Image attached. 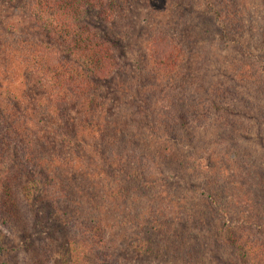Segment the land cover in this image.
Wrapping results in <instances>:
<instances>
[{
	"label": "trees",
	"instance_id": "trees-1",
	"mask_svg": "<svg viewBox=\"0 0 264 264\" xmlns=\"http://www.w3.org/2000/svg\"><path fill=\"white\" fill-rule=\"evenodd\" d=\"M14 1L0 0V226L24 246L0 232L9 262L105 264L100 256L116 236L137 247L138 258L161 264H264V158L254 148L260 137L249 139L253 148L238 143L229 163V153L216 157L213 144L200 157L199 145L186 150L180 143L203 99L195 97L203 88L190 89L187 64L201 73V60H186L171 37L154 32L136 49L149 56L151 73L134 80L124 69L131 66L125 47L131 50V36L147 26L136 14L116 16L120 0H22L11 16ZM170 1L207 35L210 16L223 29L221 39L240 28L233 30L227 15L238 0H217L216 8L206 0L202 12L196 0ZM184 78L183 93H170V83ZM247 86V101L214 120L216 137L234 135L231 114L264 112L256 105L260 90L255 95ZM149 87L164 90L152 104L143 94ZM147 128L158 140L168 133L174 146L152 149L139 139ZM219 156L227 163L219 166ZM53 251L63 252L61 262Z\"/></svg>",
	"mask_w": 264,
	"mask_h": 264
},
{
	"label": "rangeland",
	"instance_id": "rangeland-1",
	"mask_svg": "<svg viewBox=\"0 0 264 264\" xmlns=\"http://www.w3.org/2000/svg\"><path fill=\"white\" fill-rule=\"evenodd\" d=\"M10 1L12 2L13 0ZM151 1L152 2H148L147 0H120L121 4L119 8H116V16L122 15L123 18H125L131 14H136L140 18L141 24L147 26L143 32L136 29V33L134 32L131 36V50L128 51V47H125V52L128 54L130 59L129 62L131 63L130 67L129 65L124 67L125 71H127L134 80L139 79V77H142L145 74L148 75L151 73V63L150 66L148 65L149 56L144 53L140 54V51H138L139 47H142L145 44L146 38H150L152 33L158 31L165 33V35H168L174 40L178 49L182 48L184 50L185 53L183 55L186 60L195 59L196 62L201 60V63L198 65H200V67L204 66L205 68L199 73L197 66L193 63L187 64V74H185L188 76L187 82L191 85L190 89L199 91L200 88H203L199 91L201 93H198L195 96L199 100H201L200 98L203 99L196 102V104H200L201 107H196L195 110L193 109L194 113L190 114L187 121L185 130L190 133L189 136L186 135V137H184V141L180 142L183 147L186 150H190L199 145L200 147L198 149L203 150L200 157H206L208 155L209 145L213 144L216 157L219 153L224 151L229 153V163V156L231 155L232 158H234V151L238 143H243L249 146V148H253L249 139L253 137L258 139V137H260V140L258 139L257 141H254V148L260 150V153L264 158V112H259L258 107H250L248 109L250 110L249 113H247V109L240 107L242 112L246 111L244 112L245 114H242L243 116H240V118L236 117L235 114H231L235 119L231 121L233 126L231 124L229 125V128L234 135L229 134L225 136L222 135V137H216L213 132V129L217 130L220 126V124L214 120L225 118L226 115H230L228 109L233 107L237 110L235 105L241 106L243 102L247 101L245 100L248 98V92L246 90H249L247 83L255 88V95L260 90L261 95L259 96V93L256 95L258 96L257 99L260 103L256 101V105H260L264 109V0H238L237 6L233 4L232 9L227 14L231 16L229 23L232 27H236L233 30L240 28L232 35H230L232 32L231 30L229 32L230 37L228 36L223 39H221L223 29L218 24L216 16H210L212 21L207 24L206 29L211 33L210 35H207L204 31H201V27L197 25L196 22L198 19L193 17L187 22L185 18L181 16V7H179L176 2L169 0L164 4L162 0L160 2L157 1L158 3H155V0ZM213 1L215 5L214 7L216 8L218 6L217 0ZM196 2L199 6L196 10L200 12H202L206 6L208 7L206 0H196ZM13 3L15 6L13 9L14 11H11V16L18 13L23 1L18 0L16 2L15 0ZM18 5H20V7H17ZM236 7L237 10L235 9ZM217 10L221 9L218 8ZM225 16L226 15H224V18ZM108 25L109 27H112V24ZM185 25L191 27V30L189 29L188 31V35L185 33ZM118 33H121V31L119 30ZM125 34H128V32L125 31L122 33V36ZM197 34L198 37L196 36ZM234 41H238L239 43H233ZM237 46L240 48H237ZM137 48L138 50H136ZM208 50L211 53L208 52ZM139 59L141 61H139ZM186 80L187 79L184 78L183 81L170 83V93L182 94V87ZM256 82H259V85H257ZM21 88L22 82H16L11 90L17 93L22 90ZM162 92H164L163 89L158 88L151 91L149 87L143 92V94L147 95V103L151 102L152 104L153 101H150L151 97L153 99L156 96H160L156 94H162ZM249 92L251 95V91ZM207 100L211 101L212 107L210 106V108L212 109V112L205 111L208 108V105L205 103ZM169 107L171 108V115H174V102H172ZM218 108L220 110H218ZM222 108L227 110H223ZM214 110L216 113L213 119L212 115ZM236 120L241 121L236 124ZM249 126L253 128V131H248L250 130L248 128ZM171 128H173V126ZM146 130L147 131H143L144 133H142L145 134V137L140 134L139 139L141 140L143 138L148 142L152 149L158 148L160 152L163 150V147L168 146V144L174 146V139L172 136H169L168 133H166L168 135L167 138L158 140L156 136L152 135L150 129L147 128ZM242 132L245 134L244 136L241 134ZM192 134L193 136L190 138V135ZM240 136L242 137L239 138ZM229 141L231 142L229 143ZM197 142L204 144L200 145ZM229 144L230 147H228ZM200 157L198 155V158ZM220 161L221 163L219 166L227 163V159H221L219 156L217 162ZM170 173L171 179L174 178L176 174L173 171ZM205 173L207 176V172ZM201 178L204 179L203 175H200L199 181L201 183H206ZM195 199H197V195L195 196ZM221 223H223L222 220ZM0 232L8 237H13L12 240L16 243V248H22V246H24L23 241L16 238L15 235L11 236L6 228L0 226ZM2 248L3 250L1 249L2 251H0V262L13 264L11 261L9 262L8 259L9 254L12 253L10 252L11 248L6 243H4V247ZM61 248L62 251L67 249L65 244L61 246ZM105 248L106 249L103 250L104 254H102L99 259L102 262L105 261V264H161V259L155 261L153 256L143 255L138 258L140 255L138 248H131L130 242H125L116 236L115 242H112L111 240V243L105 246ZM62 251H53V255L56 256L54 258L59 259L60 262L61 257L63 256ZM19 253L21 254H19L18 260L21 261L23 253ZM94 261H96L95 258L93 259V262Z\"/></svg>",
	"mask_w": 264,
	"mask_h": 264
}]
</instances>
